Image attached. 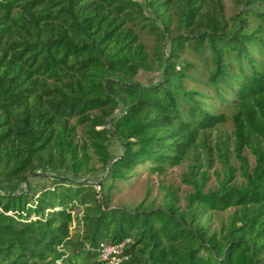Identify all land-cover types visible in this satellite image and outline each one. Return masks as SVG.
<instances>
[{"label": "trees", "instance_id": "1", "mask_svg": "<svg viewBox=\"0 0 264 264\" xmlns=\"http://www.w3.org/2000/svg\"><path fill=\"white\" fill-rule=\"evenodd\" d=\"M262 1L0 0V264H108L126 240L122 264H264ZM228 122L239 167L218 141L207 188ZM190 159L184 206L113 205L138 167Z\"/></svg>", "mask_w": 264, "mask_h": 264}, {"label": "rangeland", "instance_id": "2", "mask_svg": "<svg viewBox=\"0 0 264 264\" xmlns=\"http://www.w3.org/2000/svg\"><path fill=\"white\" fill-rule=\"evenodd\" d=\"M224 3L226 6V13L230 16L236 10L234 0H224ZM252 7L263 9L264 1L257 2ZM157 78L158 74H156L155 78L148 79L147 81H152ZM232 128L231 122H228L220 130L212 133L209 140L206 142L207 148L201 147L199 149L200 162L204 164L203 167H201V170L206 171L209 177L207 188H214L217 186L218 177L222 175L223 171L220 153L216 147L218 141L225 142L229 146L230 162L235 167H239V162L234 154V146L232 140L230 139V137H232ZM209 147L212 149L211 152L208 150ZM121 151L122 149L120 143L118 141H114L112 145V154L119 155ZM209 153H212L210 156L211 167L207 166V154ZM244 154L248 157L251 166H254L255 158L251 151L248 149ZM194 163L195 161L190 159L183 165L167 169L164 174L154 173L149 167H138L136 174L133 177L126 182L119 183L118 189L113 196V205L135 208L139 204L144 203L145 205L154 204L156 207H160L164 204L165 195L170 189L177 193L180 198L181 205L184 206L186 195L193 191V187L186 183L184 178L188 174L189 165ZM41 176L42 175L37 174V176L33 177L31 180L36 182ZM102 179L103 174L101 172L92 177V180L98 183H100ZM241 180L242 178L238 173L237 181L240 182ZM25 186V184L11 185L9 186V189L18 192L25 188ZM229 213L230 211L217 214L211 221L213 226L218 227L221 225V222L227 221Z\"/></svg>", "mask_w": 264, "mask_h": 264}, {"label": "built area", "instance_id": "3", "mask_svg": "<svg viewBox=\"0 0 264 264\" xmlns=\"http://www.w3.org/2000/svg\"><path fill=\"white\" fill-rule=\"evenodd\" d=\"M129 240L120 244H102L101 259L108 264H122L130 259V254L126 251V244Z\"/></svg>", "mask_w": 264, "mask_h": 264}, {"label": "water", "instance_id": "4", "mask_svg": "<svg viewBox=\"0 0 264 264\" xmlns=\"http://www.w3.org/2000/svg\"><path fill=\"white\" fill-rule=\"evenodd\" d=\"M90 181H91V182H95V181L92 180V179H90ZM96 183L100 186V183H98V182H96ZM25 185H26V186L28 185L27 181L25 182Z\"/></svg>", "mask_w": 264, "mask_h": 264}]
</instances>
